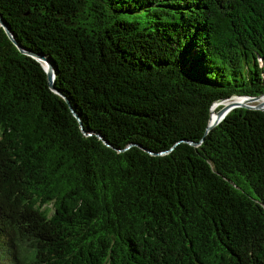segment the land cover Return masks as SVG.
<instances>
[{
  "label": "trees",
  "instance_id": "16d2710c",
  "mask_svg": "<svg viewBox=\"0 0 264 264\" xmlns=\"http://www.w3.org/2000/svg\"><path fill=\"white\" fill-rule=\"evenodd\" d=\"M0 19V264H264V111L204 133L213 102L264 93V0H0Z\"/></svg>",
  "mask_w": 264,
  "mask_h": 264
},
{
  "label": "water",
  "instance_id": "95a60500",
  "mask_svg": "<svg viewBox=\"0 0 264 264\" xmlns=\"http://www.w3.org/2000/svg\"><path fill=\"white\" fill-rule=\"evenodd\" d=\"M0 26L3 29V31L5 32V34L8 36V38L13 42V39L11 37V34H10L8 28L5 26V24H3L1 19H0ZM14 44H15V46H17L18 50L21 51L22 53L31 55L36 60L44 63V66L42 65V67H43V70H44L45 75H46V81H47L48 87L50 88V90L54 91L56 94L61 96V94H59V92H57L52 85L54 72H53V69H52V66H51L49 60L41 54L29 52V51L21 48L16 43H14ZM233 97L240 98V101L233 102V103H231V102L222 103V105H220V107L216 110V120L214 122H209V117H208L207 124H206L205 129H204V133H206L209 129H211L214 125H216L223 118V116L229 110H231L233 108L243 107V108H247V109H256V110H263L264 111V99H263L264 93L256 95V96H232L229 98L221 99V100H219L217 102H213V103H221V102L228 100L230 98H233ZM259 99H261V100L259 101ZM209 111H210V108H209ZM71 113L77 119V116L73 112V110H71ZM82 133L85 135L87 134V133H84L83 131H82Z\"/></svg>",
  "mask_w": 264,
  "mask_h": 264
},
{
  "label": "bare ground",
  "instance_id": "6f19581e",
  "mask_svg": "<svg viewBox=\"0 0 264 264\" xmlns=\"http://www.w3.org/2000/svg\"><path fill=\"white\" fill-rule=\"evenodd\" d=\"M42 65L44 66V63H42ZM261 99H259L260 101ZM240 101V98H230L228 100H225L221 103H214L211 108H210V117H209V122H214L216 120V107H219L220 105H222V103H228V102H238ZM218 109V108H217Z\"/></svg>",
  "mask_w": 264,
  "mask_h": 264
},
{
  "label": "rangeland",
  "instance_id": "374dc122",
  "mask_svg": "<svg viewBox=\"0 0 264 264\" xmlns=\"http://www.w3.org/2000/svg\"><path fill=\"white\" fill-rule=\"evenodd\" d=\"M234 98V97H233ZM264 99V98H263ZM218 107H216V110H217Z\"/></svg>",
  "mask_w": 264,
  "mask_h": 264
}]
</instances>
